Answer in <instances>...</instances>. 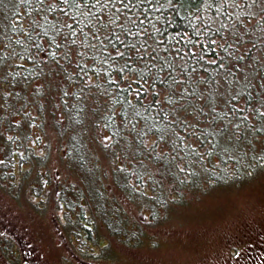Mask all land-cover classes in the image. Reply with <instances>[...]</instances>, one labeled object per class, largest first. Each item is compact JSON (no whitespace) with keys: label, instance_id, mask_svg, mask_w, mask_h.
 <instances>
[{"label":"trees","instance_id":"obj_1","mask_svg":"<svg viewBox=\"0 0 264 264\" xmlns=\"http://www.w3.org/2000/svg\"><path fill=\"white\" fill-rule=\"evenodd\" d=\"M0 55L66 152L96 131L152 150L176 196L264 169V0H0Z\"/></svg>","mask_w":264,"mask_h":264},{"label":"rangeland","instance_id":"obj_2","mask_svg":"<svg viewBox=\"0 0 264 264\" xmlns=\"http://www.w3.org/2000/svg\"><path fill=\"white\" fill-rule=\"evenodd\" d=\"M9 61L0 76V264H264V169L244 183L176 196L168 163L170 173L144 165L152 150L110 141L106 154L96 131L88 142L76 136L64 154L69 134L55 132L59 115L42 124L28 105H41L35 84L5 88L22 72Z\"/></svg>","mask_w":264,"mask_h":264},{"label":"flooded vegetation","instance_id":"obj_3","mask_svg":"<svg viewBox=\"0 0 264 264\" xmlns=\"http://www.w3.org/2000/svg\"><path fill=\"white\" fill-rule=\"evenodd\" d=\"M8 132H9V131L6 130V131H5V134L8 135ZM101 134H103V133H101ZM35 139L37 140L38 137H36V136L33 137L31 143H34V142H35ZM27 144L29 145V142H28ZM30 145H31V144H30ZM31 146H32V145H31ZM32 147H33V146H32ZM65 153H66V149L64 150V154H65ZM44 176H46V175H44ZM44 176H43V177H44ZM12 184H13V183H12ZM16 185H17V184H16ZM16 185H13V186H16ZM51 185H52V183H51V181H50V184H49V187H48L49 189H50V186H51ZM54 185H55V187H56L57 190H58V189H59V188H58V184H57V183H54Z\"/></svg>","mask_w":264,"mask_h":264},{"label":"snow or ice","instance_id":"obj_4","mask_svg":"<svg viewBox=\"0 0 264 264\" xmlns=\"http://www.w3.org/2000/svg\"><path fill=\"white\" fill-rule=\"evenodd\" d=\"M237 255H239V253H237Z\"/></svg>","mask_w":264,"mask_h":264}]
</instances>
